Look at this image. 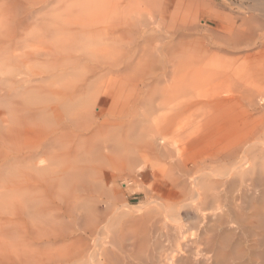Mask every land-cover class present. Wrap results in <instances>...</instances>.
I'll return each mask as SVG.
<instances>
[{"label":"bare ground","instance_id":"bare-ground-1","mask_svg":"<svg viewBox=\"0 0 264 264\" xmlns=\"http://www.w3.org/2000/svg\"><path fill=\"white\" fill-rule=\"evenodd\" d=\"M54 1L0 0V264H79V252L83 251L81 255L85 252L86 257L92 256L87 252L89 251L88 243L95 246L98 242L100 244L105 240L108 241L113 225L111 226L107 217L115 206L124 202V199L121 193L114 191L110 186L111 176L106 177L108 174L101 171L102 163L112 165L111 167L119 171L118 173L129 172L132 176L138 175L137 171H142L141 164H146V167L149 166L152 170V175L149 174V177L154 178L156 183L154 192L159 193L161 198L159 203H155L157 205L149 200L147 206L150 207L144 214L146 217L148 215L149 219L155 213L163 215V220L159 222H163L165 226L162 225L168 232L165 233L166 235L162 232L163 236L161 235L165 238H163L165 244L161 242L164 244H161L162 251L159 249L160 244L156 248V241L155 243L153 241L152 246L156 249L152 252L147 251L149 252L147 256H145L146 253H141L148 249L143 248L148 241L146 235L144 238L146 242H143L145 244L143 246L138 244L143 250L135 249L136 245L132 247L133 244H131L134 252L138 250L140 256L144 255L147 258L145 264H234L237 261L236 264L243 256L244 258L249 256L250 245H247L249 250H246L247 255H245L242 250L236 251V246L235 251H232L233 246L230 247L227 241L238 230L242 229V232L246 234L245 229L252 230L255 225L257 226L256 223L261 222L258 219H262L256 218L257 221L254 219L260 210L259 208L256 210L257 205L255 207L250 205L248 209L251 212L246 213L247 205L244 208L242 200L239 201L242 204L238 200L249 195L256 197L260 195L258 193L264 196V186L261 191L257 186L259 180L261 182L264 180V171L260 174L263 180L260 178L256 181L257 171L260 168L264 170V0H241L238 15L235 17L225 12L227 11L225 8L234 11L231 5L226 4L222 8L213 0H162V2L161 0H130V3L139 1L149 15L153 16L152 13L155 11L159 16L158 27H161L162 33L165 32L166 35H163V39L160 38L162 46L158 50L155 49L156 51L151 49V42L154 43L155 37L160 35L150 36L153 31L150 35L146 34L148 31L145 29L150 22L146 21V23L144 20L147 26L141 29L139 25H136L139 23L137 20L128 21L130 29L124 26L128 19L122 20L124 22L122 26L114 20L112 25L113 21L110 18L108 19L111 24L108 20V22H99L104 18H101L102 13L108 14L110 11L105 12L113 9L111 7L113 4L109 7L107 4L105 11L104 4L108 3V0L107 2L102 0L104 4L100 0H85V2L82 0L84 3H79V0H73V3L69 0L71 5L68 10L73 12L75 7L81 6L80 11L75 9L74 14H77L75 18H79L81 11L86 16L89 11V16L91 10L96 9L98 13H101L104 9L101 15L92 12L100 16H98L100 20L94 16L98 22L89 18H93L92 14L85 17L90 21H86L81 16L82 22L79 18V23L75 22L77 18L74 21L70 18H65L68 21L62 19L64 17L62 7L60 5L61 8L58 9L59 6L57 8ZM59 1H57L58 4H60ZM126 1L118 2L124 4ZM96 2L103 8L100 9L98 6L97 10ZM186 2L190 5L189 7ZM50 3L56 6V10L52 6L53 10L62 11L63 17L60 16L61 13L59 15L56 12L60 18L53 17L54 15L49 17L47 14L41 18H35L34 14L45 9ZM65 4L68 5L67 2ZM184 4H186L185 7ZM66 6L64 5L63 9ZM124 9L122 7V11ZM118 10L120 8L116 11ZM127 10H124L125 17L127 15L129 17ZM134 12L132 13L136 14ZM69 14L71 18L74 16L71 12ZM110 14L108 16L113 18ZM137 14H140V10ZM189 14L190 21L189 16L187 17ZM143 15L141 16L144 19L145 13ZM122 16L125 19L124 15ZM141 16L137 17L140 22ZM154 18L157 19V17ZM201 19L209 25L202 24ZM132 24H134L133 27H131ZM120 31L122 32L120 36L127 35L130 31L140 35L142 31L146 34L142 36L146 37L150 44L145 40L147 45L144 43L146 45L144 48L141 36V48L144 52L138 47L136 49H141V53L136 54L135 50L134 55L129 53L126 56L127 52H124L125 55H116L113 56V58L116 57L115 59H111V53L115 55L114 48H111L113 52H109L110 57L106 55L108 48L107 51L104 49L108 47L107 45H111L107 43L109 37ZM78 35L83 39L81 42L79 40L80 45L77 44L78 38H74ZM105 37L108 38L107 42L103 41ZM113 37L115 39V36ZM127 37L126 43L130 46L129 41L135 38ZM51 38L55 43L51 41ZM95 38H100L102 44L104 42L103 51L95 47L100 43H97L100 39L96 41ZM72 39L74 46L79 45L78 48H82L84 44V52L87 48L83 43L84 39L89 42L87 46L92 53L89 54L88 49L86 52L90 56H81L79 53L83 49H79V52L76 51L78 54H74L77 47L73 48V53H70L71 47L67 44L68 40ZM117 40L114 41L116 45ZM94 41H96L95 44ZM136 41L139 40L131 41V43ZM93 45L96 51L90 50ZM124 47L120 48L121 51L125 49ZM97 49L102 54L106 53L104 55L107 57L99 54ZM111 49L109 46V50ZM127 49L129 50V47ZM96 53L102 57H98ZM78 63L81 69L78 68L76 71L74 67V70L76 72L80 70L79 77L75 71L70 70L72 71L70 73L67 70L69 64L77 66ZM104 74L107 80L108 74L116 76L114 79L111 75L114 83L109 78L113 85L109 83L106 86V80H103L105 85L102 84L100 77ZM97 82L98 84L102 82L101 88ZM119 94L123 95L122 105L117 99V97L121 99ZM125 97L127 100L124 99ZM95 108H98L99 112H96ZM207 131H214L218 136L213 137L211 143H207L208 149L205 152L198 155L190 153L188 148ZM80 144H82L80 147L86 146L82 149H86L85 153L89 155L90 164H94L93 168L98 172L95 179L102 180L105 177L108 179L107 184L102 183L104 190L100 188L101 184L96 185L98 183L91 188L86 186L92 196L90 209L88 203H84V206L79 205V190H83L81 189L83 185L79 189L81 186L79 184L84 183L79 181L86 175H83L86 169L81 168L80 176H83L81 180L78 176H74L78 179L77 182L76 178L71 179L74 175L71 171L75 170L80 174ZM83 160L85 159H82V162ZM96 161H100V164ZM89 162L85 164L83 162V167H87L85 165ZM112 171L111 169L110 172ZM129 174H127L128 177ZM67 175L72 181V185L71 182L69 184L70 190L66 187L69 183H67L69 180ZM140 176L144 179L148 176V172H141ZM129 179L133 178L129 177ZM128 180L124 184L132 185ZM91 183L93 182L88 184L91 186ZM84 184H87L86 181ZM150 185L148 184L147 187ZM236 185H239V188L236 187L235 192L233 187ZM227 186L229 189L224 188ZM66 190L69 192L66 193ZM98 190L101 194L103 193L102 196L105 194V200L102 202L105 205V212L98 210L97 204L101 205V202L97 199L98 195L94 196L99 192ZM93 192L96 193L92 194ZM229 193L237 194L228 200ZM26 195H31L30 199L26 198ZM151 195L152 193H147L149 199ZM243 199L244 203L248 200V198ZM247 202L253 204V201ZM81 206L84 210L80 209L79 212ZM186 206H190L195 215L185 213L183 216L181 209ZM123 207L124 205L122 209ZM119 211L122 212V210ZM261 212L260 210L259 215H262L263 219L260 224H263L264 213ZM125 215L121 216L125 218ZM141 217L133 218V221L131 219L133 223L130 224H133L134 228H141L142 232L144 231L142 229L147 226L138 227L143 220V216ZM126 218L121 222L117 221L116 228L114 225V234L116 233V237L118 236L121 240L124 239L123 232L126 228L128 230L130 228ZM126 220L128 222H124ZM144 224L147 222H143L142 225ZM138 229L135 233L140 232ZM145 231L142 233L146 234ZM129 232L130 230L127 233ZM262 232H260L261 236L264 233ZM148 233L147 236L150 235ZM114 234L110 237H115ZM235 235L234 239L239 236V234ZM79 236L92 237L93 243ZM248 237L252 236L245 237L246 240H249ZM115 238L112 240L117 243ZM150 238L149 236L148 239ZM87 239L90 241L89 238ZM134 239L136 241L137 237L135 236ZM234 239L232 236L233 241ZM258 239L261 240L260 237ZM82 242L85 243L83 246L85 248L79 251V244L82 247ZM235 242L239 244L238 240ZM252 242L253 247L256 242L254 240ZM93 245H89L90 249ZM119 245L117 243V253L123 244ZM100 246H98L99 254L102 253ZM113 247L116 246L113 244ZM241 247L244 248V244ZM152 248L150 246L149 250ZM260 250L262 254H256L257 256H254L256 259L249 257L251 260V262L247 261L249 264H257L259 260L260 264H264V249ZM110 251H106L107 254ZM106 252L103 253L106 254ZM110 253L106 254L105 260L115 254ZM122 253L119 254L122 256ZM251 254L250 256L254 255ZM126 255L130 257L129 254L126 253ZM140 256L137 258L140 259ZM121 258L124 259V257ZM111 259L113 261V257ZM125 259L127 262L128 257ZM241 260L240 263H244V259ZM108 261L110 263L111 260ZM87 262L90 263V260ZM91 262H93L92 258ZM122 263L124 262H120Z\"/></svg>","mask_w":264,"mask_h":264},{"label":"rangeland","instance_id":"rangeland-1","mask_svg":"<svg viewBox=\"0 0 264 264\" xmlns=\"http://www.w3.org/2000/svg\"><path fill=\"white\" fill-rule=\"evenodd\" d=\"M55 1L57 2L58 0H55ZM55 1H54V2H55ZM60 1H61V2H60ZM60 1H59L60 4H58V2H57L58 5L56 4V2H55V3L52 2V3H54V4L57 6V8H58V6H59L58 9H60V8L62 7L61 10H62L63 13H64V17H63V15H62V14H63L62 11H61V10H59L60 12L55 11V10H56V9H55L56 6L53 5L52 3H50V5L47 6L45 9L43 8V9H41V11H40L39 13H35V14H34L35 18H37V17H38V18H41V16H42V17L44 16V14H45V15H46V14L49 15V17H51V15H54L53 17H56V16H59L60 13H61L60 16L63 17L62 19H64L65 21H68V20H67L68 18L72 19L73 21L77 18V20H75V22H78V20H79V18H80V19H81V22H82V17H81V16H83V18L86 20L85 17L88 16V12H89V11L87 12V16L84 15V14H82V11H81L80 16L78 15L79 18H78V17L75 18V15H77V14H74V11H75L76 8H77L76 10H79V11H80L81 6L79 5L78 7H75L74 9H73V8H70L71 10H72V9L74 10V11L72 12V11L68 10V8H69L70 5H71V3H70L69 0H68L69 2H68L67 0H63V1L60 0ZM83 1L85 2V0H83ZM83 1H82V0H79V3H80V2L84 3ZM100 1L102 2V4H104V2H107V0H105V1L103 0L104 2H103L102 0H100ZM100 1H99V2H100ZM118 1H119V0H115V1H114V0H112V1H111V0H110V1L108 0V3H105V4H104V6H105L104 9H105V11H106V7H107L106 5H107V4H108V7H109L110 5L113 4V6H111V7H113V9H114V10H113V9L111 8V9L113 10V13H112V10H111V9H109V10H107V11L105 12V13H107L108 11H110V12H108V14L111 13L112 15L110 14V16H113V18H112V17H109L108 14H104V13H102L104 9H102V8H103L102 6H101L102 8L99 6L100 3H98V2H96L97 5H96L95 7L97 8V10H98L99 7H100V9H102V12H101V13H102V16H101V18H102V17H104V18H102V19L100 20V18H99L100 16H99V15H101V13L99 12V13H100V14H99L98 11H96V9H94V8H93V9H94L95 11H94V10H93V11L91 10V12H90L89 14L92 15L94 12H96V13H98L99 15L97 14V16H96V14H95V15L93 14V15H92L93 18H92V17H89L90 15H89L88 17H89L90 19H92L93 21H96V22H98V20H97V18H96V17H98V16H99L98 18H99V20H100L99 22H104V21H105V22H108V21H109L108 18H110V20L112 19L111 21L114 20L117 24L120 23V24H121L120 26H122V25H123L122 23H124V22H122V20L125 21L126 19H128V20L125 21V22H127V23H124V26H125V27H128V28H129V26H130V25H129L130 22H129V24H128V21H129L130 19H131V21H133V22H135V21L137 20V21L141 24V26H140V24L136 22V23H137L136 25H137V26L139 25V28H140V29H141L142 27L146 28L147 25L145 26V23L143 22V21L145 20V22H146V21H147V22H150V23H148V24H149V25H148V28H149V29H148V28L145 29V30L148 31L149 34H148V33H146V34H147V35H150L151 31H153L154 33L152 32L150 36H155V35H158V36L160 35V36H159V37H157V36L155 37L157 40L155 39V40H154V43L151 42V43L153 44V46H152V44H151V47H152V48H151V47L149 46L150 42L147 41L146 37H145V38L143 37V36H145L146 34H144L142 31H141L140 35H139L138 33H136V32L130 31V32L127 33L128 37H127L126 34L123 35V36H120V35H122V34H121L122 32L120 31L119 33H115V35L113 34V36H115V39H114V37L111 35V37H109L110 39L108 40L109 42H107V39H108V38L105 37L106 40H105V38H104L103 41H106L107 43L111 44V45H107V43H106V45H107L108 47H106V49H104V50L107 51V48H108V51H107L108 54H106V53H104V54H106L107 56H109V55H110L109 52H110V53H111V51L113 52V50H112L113 48H114V50H115V53H114L115 55H113V53H111V54H112V55H110V56H112L111 59H115L116 57L113 58V56H116V55H121V54H124V55H125L124 52H127V53H126V56H127V54H129V53H130L129 55H134V54H135L134 52H135V50H136V54H138L139 52L141 53V49H142V51L144 52L143 48H141V47L144 45V48H145V46L147 45V42L149 43V44H148L149 49L151 48L152 50H155V49L158 50V48H160V47L162 46V43H160L161 41H159V40H160V38L163 39V38H164L163 35H164V34L166 35V33H165V32L162 33V30H161L162 28H161V27H158V24H159V18H158V17H159V16L156 15L155 11H153V13H152V11H151V13H152V15H153V16H151V15H149V13L147 12V10H145V9L143 8V5H142L141 3H139V1H136V2H132V3H130V0H129V2H128V0H127L126 2H124V4H123V3L120 4ZM213 1H214L218 6H221L222 8H223V6H225L226 4L231 5V8H233L234 11L231 10V9L228 10L227 8L224 7V8L227 10V11H225V12H226L227 14H229V15H230V14H231V15L233 14L232 17H235V16L238 15L237 11H238V9H239V7H240L239 5H240V3H241V0H213ZM63 2H64V3H63ZM66 2L68 3V5L65 4ZM71 2H73V0H72ZM109 2H112V3L109 4ZM160 2H162V0H161ZM232 2H233V3H232ZM62 3H63V4H62ZM69 3H70V4H69ZM73 3H74V2H73ZM118 3H119L120 5H119ZM234 3H235V4H234ZM186 4L188 5L187 2H186ZM186 4H184V7L186 6ZM237 4H238V5H237ZM60 5H61V7H60ZM64 5H65V6L67 5L68 7L66 6L65 9H63V8H64V7H63ZM118 5H119V6H118ZM52 6L54 7L55 10L52 9ZM98 6H99V7H98ZM117 6H118V7H117ZM121 6L123 7V9H124V7H126L124 10H127V8L129 7V8H128L129 10H127V14H128V12H129V17H128V15H127L128 18L125 17V15H126L125 12H126V11H124V10L122 11V7H121ZM189 6H190V5H188V7H189ZM79 7H80V8H79ZM116 7H117V8H120V10H118V11H120V13H119L118 11H116V10H117ZM131 7H132V8H131ZM137 7H138V8H137ZM140 7H141V9H140ZM184 7H183V8H184ZM50 8L52 9L51 11L48 10V9H50ZM66 8H67V9H66ZM130 8H131V10H130ZM58 9H57V10H58ZM100 9H99V10H100ZM43 10H44L46 13H45ZM47 10L50 12V14H49V12L47 13ZM138 10H140V14H141V12H142L141 15H143V14L145 13V17H144V19H143V17H142L140 14H137ZM141 10H142V11H141ZM144 10H145V11H144ZM187 10H188V8H187ZM79 11H76V12L78 13ZM100 11H101V10H100ZM130 11H131V12H130ZM134 11H135V12H134ZM136 11H137V12H136ZM183 11H185V13H186L185 8L183 9ZM42 12H43V13H42ZM52 12H53V13L55 12V13L52 14ZM56 12H57L59 15H58ZM69 12H71L72 15H74V16H72V18L70 17ZM76 12H75V13H76ZM92 12H93V13H92ZM115 12H116V13H115ZM121 12H122V14H121ZM132 12L136 13L137 15H136V14H133ZM149 12H150V11H149ZM79 13H80V12H79ZM118 13L120 14V16H119ZM124 13H125V14H124ZM130 13H132V14L130 15ZM154 13H155V14H154ZM187 13H188V12H187ZM234 13H235V15H234ZM55 14H56V15H55ZM85 14H86V13H85ZM183 14H184V13H183ZM67 15H69V17H67ZM105 15H106V16H105ZM122 15H124L125 19L123 18ZM135 15H136L137 17H140V16H141V18H140L141 22L139 21V19H138L137 17L135 18ZM146 15H149V16H146ZM231 15H230V16H231ZM60 16H59V18H60ZM94 16H96V17H94ZM107 16H108V17H107ZM121 16H122V17H121ZM132 16H134V17H133L134 19H132ZM143 16H144V15H143ZM183 16L185 17L186 14L183 15ZM188 16H189V17H188ZM53 17H52V18H53ZM73 17H74V19H73ZM106 17H107V18H106ZM120 17H121L122 19H121ZM154 17H157L158 20H157L156 18H154ZM187 17H188V20L190 21V20H191V18H190V14L187 15ZM65 18H67V19H65ZM62 19H61V20H62ZM84 19H83V21H85ZM87 19H88V18H87ZM103 19H105V20H103ZM49 20H50V18H49ZM64 20H62V21H64ZM72 20H69V21H72ZM92 20H91V21H92ZM107 20H108V21H107ZM119 20H121V22H120ZM151 20H152V21H151ZM86 21H90V20L88 19V20H86ZM114 21L112 22V25H114ZM79 22H80V21H79ZM79 22H78V23H79ZM118 22H119V23H118ZM133 22H131V23H133ZM147 22H146V23H147ZM203 22H204V23H203ZM109 23L111 24L110 21H109ZM109 23H105V24H109ZM116 23H115V24H116ZM142 23H143V24H142ZM157 23H158V24H157ZM201 23L204 24L205 26H208V25H209V24H206L205 21L202 20V19H201ZM117 24H116V26H117ZM125 24H127L128 26H126ZM142 25H143V26H142ZM118 26H119V25H118ZM133 26H134V24L131 25V27H133ZM144 28H143V29H144ZM129 29H130V28H129ZM167 29H168V27H167ZM155 31H159V32H155ZM160 31H161V32H160ZM163 31H164V29H163ZM144 32H145V31H144ZM132 33L134 34V36H133ZM159 33H160V34H159ZM118 34H119V36H118ZM135 34H136V36H135ZM137 34L139 35V38H137V37H138ZM152 34H154V35H152ZM161 34H162V36H161ZM116 35H117V36H116ZM130 35H131L132 37H134L135 39H133ZM142 35H143V36H142ZM125 36H126L127 38H129V39H133V40H131V41H134V40H139V41H136V43H135V42H132V43H131V41H129V42H130V46H131V47H130V46L128 45L129 43H128V44L126 43L128 39H126ZM141 36L143 37V38H142V39H143V40H142L143 43H142V41H140V40H141V38H140ZM112 37H113V39H114L115 42H116V40L118 39V40H117V45L119 44L118 46L114 43V41L112 40ZM117 37H118V38H117ZM74 38H78V43H77V44H79V40H80V42H81V40H83V39H81V37L79 38V35H78V37L75 36ZM74 38H73V39H74ZM119 38H120V39H119ZM136 38H137V39H136ZM73 39H72V40H68L69 43H68V44L66 43V44H67V45L70 44V47H71V48H70V51H69L70 53H73V52H74V51H73V48L75 49V48L77 47L76 50H75V52H74V54H76V53L78 54V52L80 51L79 49H83V48H84V47H83L84 44L82 45V48H81V47L78 48L79 45H80L81 43H80L78 46H77V44L75 43L76 45L74 46ZM98 39H100V38H97V39L95 38L96 41H97ZM102 39H103V38H102ZM123 39H124L125 41H124ZM53 40H55V39H53ZM76 40H77V39H76ZM121 40H123V41H121ZM145 40H146L147 42H146ZM51 41H52V38H51ZM57 41H58V40H57ZM84 41H85V42H83V41H82V42L85 43V46L87 47V48L85 47V48H86L85 50L87 51V49H88V51H89V48H88V46H87L89 42H87L85 39H84ZM96 41H94V44L96 43ZM111 41H112V42H111ZM155 41H156V42H155ZM157 41H159V42H157ZM52 42H54V41H52ZM72 42H73V43H72ZM75 42H77V41H75ZM99 42H100V43H99ZM110 42H111V43H110ZM118 42H119V43H118ZM123 42H125L126 44H125V43L123 44ZM139 42H140V43H139ZM54 43H55V42H54ZM86 43H87V44H86ZM97 43H99V44H97L98 46L95 45V47H98V49L102 50V48L105 47V46L103 45L104 42H103V44H102L101 39H100ZM112 43H113V45H112ZM120 43H121V44H120ZM141 43H142V46H141ZM144 43H146V45H145ZM156 43H158L159 45L156 44ZM66 44H65V45H66ZM100 44H101V45H100ZM122 44H123V45H122ZM132 44H133L134 46H132ZM136 44H138V45H136ZM154 44H155V45H154ZM72 45H73V46H72ZM120 45H122V46H120ZM127 45H128V47H129V50L127 49V48H128ZM139 45H140V46H139ZM157 45H158V46H157ZM101 46H102V47H101ZM109 46H110V49L112 48L111 50H109ZM124 46H126V47H124ZM136 46H137V47H136ZM155 46H157V47L155 48ZM95 47H94V45H93L92 47H90V50H92V51H96V50H94V49H96ZM116 47H119V48H116ZM123 47H124L125 49H122V51H121L120 48H123ZM134 47H135V48H134ZM138 47L141 48V49L137 50ZM153 47H154V48H153ZM91 48H93V49H91ZM133 48H134V49H133ZM136 48H137V49H136ZM71 49H72V52H71ZM98 49H97V50H98ZM132 49H133L134 51H132ZM146 49H147V48H146ZM78 50H79V51H78ZM100 50H98V52H100ZM117 50H118V52H117ZM130 50H131V51H130ZM76 51H78V52H76ZM86 51L84 52V49H83L82 51H80L79 54H80L81 56H83V55H88V54H87L88 52H86ZM102 51H103V50H102ZM128 51H129V52H128ZM137 51H138V52H137ZM155 51H156V50H155ZM89 52H90V51H89ZM121 52H122V53H121ZM132 52H133V54H132ZM143 52H142V53H143ZM81 53H83V54H81ZM85 53H86V54H85ZM91 53H92V52H90L89 54H91ZM116 53H118V54H116ZM119 53H120V54H119ZM93 54H94V52H93ZM96 54L98 55V57H102V56H99V54L104 55V54H102L101 52H100L99 54H98V53H96ZM106 55H104V56L107 57ZM88 56H90V55H88ZM88 56H85V57H88ZM104 56H103V57H104ZM110 56H109V57H110ZM69 65H70L69 67H71V68H69L68 66H66V67L69 68V69L67 68V70H69V71L72 70V71L74 72L75 70L77 71L78 68L81 69L79 63L77 64V66H76V65L73 66V65H71V64H69ZM74 67H76L75 70H74ZM72 71H70V73H71ZM76 71H75V73L78 74L77 77H79L80 70H78L79 73L76 72ZM102 74H103V73H102ZM111 75L113 76L114 79H116V78H115L116 76L113 75V74H108V75L106 76V77L108 78V80L104 78L105 74L102 75V76H103V79H102V76L100 77L101 79H100V78H99V79H100V81L106 80V81H105V82H106V83H105L106 86H108L107 84H109V83H110V85H113V83H114L115 81L113 80V78L111 77ZM109 78L112 79V82H113V81H114V82L111 83V80H109ZM69 79H70V78H69ZM99 79H98V81H99ZM107 81H109V82H107ZM98 83H99V82H97V84H98ZM101 83H102V82H101ZM101 83H100V84H101ZM97 84H96V85H97ZM100 84H98V86H99ZM102 84H104V81H103ZM102 84H101V85H102ZM105 84H104V85H105ZM101 85H100V88H101ZM104 85H103V88H104ZM96 88H97V87H96ZM96 88H95V89H96ZM97 89H99V87H98ZM123 94H124V93H123ZM121 95H122V94H121ZM124 96H126V95L124 94ZM119 97H121L122 100H121L120 98H118V97H117V99L119 100V104L122 105V104H123V95L120 96V94H119ZM124 99L127 100L126 97H125ZM124 103H125V102H124ZM95 111H96V112H97V111L99 112L98 108H95ZM80 122H81V121H80ZM217 136H218V135H217L216 133H214V131H212V132H210V131L205 132L203 135H201V136L199 137V139L196 141V143H193V144L188 148V151H189L190 153H192V154H196V155L205 152V150L208 149V145H207V143H209V142L211 143L212 140H213L214 138H216ZM213 137H214V138H213ZM131 141H132V140H131ZM81 145H82V144H80L79 147H80ZM82 147H86V146L83 145ZM82 147L79 148V158H80V161H81L79 164L82 165V166L79 165V169H80L79 172H80V174L78 173V171H75V170L71 171V173L74 174V175L71 176V177H72V178H71L72 180H74V179L76 178V177L74 178V176H78V179L81 180V179L83 178V176H80V175H82V170H81V168H82L83 170H84V168L86 169V171L83 172V173H84L83 175L86 174V175L84 176L85 179L83 178L84 181H83V179H82L81 181H79V182H84V183H85V181H86V183H87L86 185H85L84 183H83V184H82V183L79 184V185H81V186H79V189L82 187V185H83V187H82L81 189H83V190L85 189L84 191H83V190H82V191L79 190V195H80V197H79V198H80V200H79V203H80V204H79V205H83L84 203H85V204L88 203L87 205H88V207H89V209H90V208H91V205H92V204H91L92 196H91V193L89 192L90 190H89L87 187H90V188H91V187L94 186L96 183H98V184H96V185H97V186H100V184H101L100 188L103 189V187H102V183L107 184L108 179H107L106 177H110V176H111V179H110V180H111V183H112V184L110 183V186H112V189H113L114 191L121 193V195L123 196L122 198L124 199V200H123L124 202H121L119 206H115V208L112 210V213L110 212V215L108 216L109 218L107 217V220L109 219L108 222L110 221L111 226L113 225V226H112V229L110 228V229H111V232H109V238L107 239L108 241H109V239H111V240L109 241V244H108V241H106V240H105L103 243H100V244H99V242H98V243H97L98 245H95V246H94L93 244L88 243L89 245H93V246H91V247L93 248V250H91L92 248L90 249V246L88 245V247H89V251H87V252H88L89 255H92L91 257H90V256H87V257H86V255H84V254H86L85 252H84V254L81 255V253L83 252L82 250L85 248V247L83 248V246L85 245V243L82 242V247H81V245L79 244V246L81 247V248L79 247V251H82L81 253L79 252V255H80V256H79V264H83V263H84V264H110V263H111V264H114L116 261H117L119 264H120V262H124L125 264H126V263H127V264H128V263H129V264H145V261L147 260V258H145L143 254L146 253L145 256H147V253H149L150 251L152 252V250H155L156 248H158V244H160V245H159V249L162 248V245H161V244H163V243L165 244V241L163 242V238H164V237H161L162 232H164V234H165L166 232H168L167 228L164 227L165 225L163 224V222H161V221H160L161 223L159 222V220H163V217H164L163 215H160V213H155L154 216H152V217L149 219L148 215H147V217H146L145 214H144V212L150 207V206H147L148 203H149V200H150V201H153L154 205H157V204H155V203H157V202L159 203L160 198H161L160 195H159V193L156 194V193L154 192L155 184H156L154 178H153L152 176L149 177V174L152 175V170L149 168V166H148V168H147V167H146V166H147L146 164H141V167H140V168L142 169V171H137V174H138L139 176H138V175H135V174H133V176H132L131 173L129 174V172H123L124 174H122V173H118L119 171H118V172L115 171V169L112 168V167H113L112 165H111V166H112V167H111L110 165H107V164H105V163H102V164L104 165V168H102V167H103V165H102V166H101V171L103 170L102 172H103V173H106V174H108V175H107L105 178H103L104 180H103V179H102V180H99L98 178L95 179V177L97 176L98 172L96 171L95 168H93L94 164H92V165L90 164V162H89V155H86V153H85V152H86V149H85V148L82 149ZM209 148H210V146H209ZM81 151H84V152H81ZM82 159H85V160H83L84 164H85V162L87 163V161L89 162V164H86V165H85V166L89 167V169H88L87 167H83L84 164H83V162H82ZM96 162H97L98 164H100V163H99L100 161H96ZM97 163H95V164H97ZM77 166H78V165H77ZM77 166H76V167H77ZM80 166H81V167H80ZM90 167H91L92 169H90ZM108 168H109L110 170H109ZM93 169H94V170H93ZM104 169H105V172H104ZM111 169L114 171V172L112 171L114 174H112V172H110ZM141 169H137V170H141ZM146 169H148V170H146ZM258 169H259V168H258ZM258 169H257V170H258ZM88 170H90V171H88ZM91 170H92V171H91ZM106 171H107V172H106ZM263 171H264L263 168H260V170L257 171L256 178H257V176H258V178H257L256 181H258V179H260V178H261V179L263 178V177L260 176L261 172H263ZM88 172H89V173H88ZM108 172H109V173H108ZM141 172H146V173L148 172V176L144 177V179H143L142 176H140V173H141ZM110 173H111V175H110ZM126 173L129 174V177H130V178H133L132 180L135 181L136 183L133 182L131 179H129V177H128V175H127ZM258 173H259V174H258ZM120 174H122V175H120ZM70 175H71V174H70ZM118 175H119V177H118ZM125 176H127V177H125ZM81 177H82V178H81ZM86 177H87L88 179H87ZM117 177H118V179H117ZM148 177H149V178H148ZM67 178H69V180L67 179V180H68L67 183H68V182H69V183H68V185H67L66 187H67V189L70 190V188H69V184H70V182H71V185H72V181H70V176L67 175ZM112 178H113V179H112ZM123 178H124V179H123ZM127 178H128L129 180H128ZM134 178H135V179H136V178H137V179L139 178V179H138L139 181H138L137 179H136V180H137V181H136ZM78 179L76 178L75 181L78 180ZM146 179H148V181H147ZM151 179H152V180H151ZM126 180L130 181V183H132V185L124 184V183H127ZM262 180H263V179H262ZM95 181H97V182H95ZM117 181H118V183H117ZM125 181H126V182H125ZM131 181H132V182H131ZM263 181H264V180H263ZM263 181L261 182V180H259V183L256 182V184L258 183L257 186L260 188L259 191H261L262 188H263V186H264ZM76 182H77V181H76ZM76 182H75V183H76ZM90 182H93V183L95 182V183H94V184L91 183L92 185L90 186V184H88V183H90ZM99 182H101V183H99ZM115 182H116V183H115ZM144 182H145V183H144ZM73 183H74V181H73ZM260 183H261L262 185H261ZM148 184H149V185L152 184V186L150 185L149 187H147ZM71 185H70V186H71ZM121 185H122V186H121ZM143 185H144V186H143ZM260 185H261V187H260ZM86 186H87V187H86ZM84 187H85V188H84ZM115 187H116V188H115ZM151 187H152V188H151ZM236 187H237V189H238V188H239V185H238V186L236 185L235 187H233V188H234L233 190H235V192H236V190H237ZM117 188H118V189H117ZM224 188L229 189V186L224 187ZM135 189H136V190H135ZM138 189H139V190H138ZM150 189H151V190H150ZM86 190H88V191H86ZM99 190H100V189H99ZM99 190H98V191H99ZM103 190H104V189H103ZM133 190H134V191H133ZM233 190H232V191H233ZM66 191H67L66 193L69 192L68 190H66ZM142 191H143V192H142ZM81 192H82V193H81ZM86 192H87V193H86ZM149 192L152 193L150 199L148 198L149 195L147 196V193H149ZM233 192H234V191H233ZM83 193H85V194H83ZM95 193H96V192H93L92 194H95ZM98 193H99L100 195H99ZM82 194H83L84 196H86L85 199H84V196H82ZM89 194H90V195H89ZM229 194H230V193H229ZM229 194L227 195V199H228V200L231 199V197H233L235 193H233V195H232V194L229 195ZM236 194H237V193H236ZM236 194H235V196H236ZM258 194H260V195H257L256 197H252V196L250 197V195H249L248 197H243V198H245V200H247V198H248L247 201H253V204H252L251 202H247V201L244 203V201H243L244 199H243V198H241V199L239 198L238 202H239L240 200H242L241 202H242L243 204H242L241 202H239V203H241L242 206H243L244 208L247 207V208L245 209L246 211L244 210L246 213H250V212H251V211L249 212V209H248V208L251 207L252 205H253L254 207L257 205V206H256V207H257L256 210L259 208V209L264 213V209H263V207H264V196H263L262 193H258ZM97 195H98V196H97ZM102 195H103V193L101 194V191H99V192H97V194L94 195V196H95V197L97 196V199L100 200V202H101V203H100L101 205H99V203L97 204V206H98V210L100 209V212H101V210H102V212H105V211H106V209H105V205H103V203H102V202L105 200V194H104V196H102ZM101 196H102V197H101ZM27 197L29 198V197H31V195H26V198H27ZM82 197H83V200H82ZM88 197H90V198H88ZM98 197H100L101 199L98 198ZM102 198H103V199H102ZM253 198H254V199H253ZM255 198H256V199L258 198V199L255 200ZM29 199H30V198H29ZM88 199H90L89 202H88ZM249 199H252V200H249ZM81 200H82L83 203L81 202ZM85 201H86V202H85ZM254 201H256V202L254 203ZM89 203H90V205H89ZM122 203H123V204H122ZM244 204H245V205H244ZM248 204H249V205H248ZM87 205H85V206H87ZM123 205H124V207H123V209H122V206H123ZM246 205H247V206H246ZM250 205H251V206H250ZM261 205H262V206H261ZM83 206H84V205H83ZM83 206H81V207L79 208V212H80V209H81V210H84V209H82ZM120 206H121V207H120ZM245 206H246V207H245ZM258 206H259V207H258ZM117 207L119 208V210H122V212H124V211H125V212H124L123 214H121L122 212L119 211ZM261 207H262V208H261ZM104 209H105V210H104ZM115 209H116V210H115ZM260 210H259V211H260ZM113 211H114V212H113ZM115 211H116L117 213H116ZM259 211H258V213H257V216L254 218L255 220H256V218H262V219H263L262 215H259V214H260ZM119 212H120V214H119ZM126 212H127V213H126ZM128 212H129V213H128ZM130 212H131V214H130ZM256 212H257V211H256ZM262 212H261V213H262ZM114 213H116V214H115V215H116V219H115V215H114ZM181 213H182L183 216H185V215H184L185 213L195 215V214H194L195 212L192 210V208H191L190 206H188V207L186 206L185 208H182V209H181ZM117 214H118V215H117ZM124 214H126V215H125V218H126L127 215H128V217H127L126 219L129 221V224H127V223H126V224H127V225H130L129 230H130V232H131V231H134L133 233L138 232V231H137L138 228H134V227H133L134 225H133V224H130V223H133V222H131V221H133L134 219H140L139 217L143 216V220L146 219V221H145V220H144V221L142 220V222L139 224L138 227H144V226H147L146 228H144V229H142V230L145 231V229H146L147 231H145V232H147V233L149 232L148 235L150 234L149 236H150L151 238L148 239L149 236H147V233H146V234H145V233H142V232H144V231L141 232V228H139L140 230L138 229V230L141 232V233L139 232L141 235H139V233H135V234H133V233L131 234L130 232L127 233L129 230H128V228H126V231H127V232H126V231H125V232H126L127 234H126L125 232H123V237H124V239L126 238V240H127V238L129 239V237H130L131 240L129 239V240L126 241V240H124L123 238H122L123 240H121V238H119L118 236L116 237L117 234L115 233V234H116V235H115V234H114V231H113V230H115V229H114V225H115V228H116V227H117L116 225H118V224H117V223H118L117 221H120V222H121L122 219L125 220V218L121 216V215L124 216ZM143 214H144V215H143ZM113 215H114V218H113ZM263 215H264V214H263ZM118 216H119V217H118ZM130 216H131V217H130ZM162 216H163V217H162ZM258 216H260V217H258ZM120 217H121V218H120ZM161 217H162V219H161ZM190 217H192V216H190ZM111 218H112V219H111ZM128 218H130V219H128ZM133 218H134V219H133ZM110 219H111L112 221H111ZM131 219H132V220H131ZM141 219H142V217H141ZM148 219H149V220H148ZM262 219H261V220L258 219V221H261V222H262ZM127 220L124 221V222H128ZM130 220H131V221H130ZM147 220H148V221H147ZM150 220H152V221H150ZM114 221H115V222H114ZM256 221H257V220H256ZM113 222H114V223H113ZM116 222H117V223H116ZM143 222H144V223L147 222V224L142 225ZM149 222H150V223H149ZM153 222H154V223H153ZM261 222H260V223H261ZM115 223H116V224H115ZM260 223H259V222L256 223L257 226L255 225L256 227L254 226V227L252 228V230H250L249 228L245 229L246 231L243 230V231H245L246 234H244V232H242V229H241V230H238L239 232L236 231L235 234H236V235L239 234L238 237H240L242 240H241L240 238H238V237L234 234V235L237 237V239H236V237H235V239H234V235H232L234 241L232 240V236H231L230 238H228V241H229V239H230V241H229L230 244H229V242L227 241V238H226L227 244H228L230 247L233 246V248H231L232 251H235V249L237 248L236 251H237V250H242L243 253H245V255H247L246 250L248 251V250H249L248 248L250 247V250L248 251V252H249V253H248L249 256H245L246 259L244 258V256H243V258H240V259H242V260L244 259V263L246 262V264L248 263L247 261L251 262L250 258L253 257V259H254V258H255L254 256H255L256 254H257V255H258V253H259V255H260V253L262 254V252H261L260 249H264V247H263V246H264V243H262V242H264V240H263V239H264V238H263V237H264V235H263V234H264V233H263V232H264V229L262 230V228H261V227L264 228V226H263L264 223H263V224H260ZM150 224H151V225H150ZM162 224H163L164 226H163ZM258 224H259V225H258ZM155 225H156V226H155ZM261 225H262V226H261ZM258 226H261V227H259V228H261L260 231H259ZM128 227H129V226H128ZM132 227H133V228H132ZM163 228H164V229H163ZM131 229H132V230H131ZM133 229H134V230H133ZM135 229H136V230H135ZM161 229H162L163 231H161ZM253 229H254V230H258V231H254ZM148 230H149V231H148ZM150 230H151V231H150ZM249 230H250V232H249ZM240 231H241V232H240ZM252 231H253V232H252ZM262 231H263V232H262ZM237 232H238V233H237ZM248 232H249V233H248ZM255 232H256V233H255ZM260 232L263 233L262 236H261V233H260ZM241 233H243L245 236H244L243 234H242V236H241ZM250 233H255V234L252 235V234H250ZM257 233H259L260 235L258 236ZM112 234H114L115 237L118 238V239H116L115 237L111 238V237H112ZM128 234H130V235H128ZM136 234H137V235H136ZM143 234H144V235H143ZM166 234H167V233H166ZM166 234H165V235H166ZM227 234H229V233H227ZM256 234H257V235H256ZM110 235H111V237H110ZM114 235H113V236H114ZM124 235H125V236H124ZM145 235H146V237H147L146 240H148L147 242H146V240L144 239V238H146ZM152 235H155V236L152 237ZM159 235H160V237H159ZM250 235H251L252 237H254V238H255L256 236H258V238L260 237L261 240H259L257 237H256L255 239H253L252 237H248L249 240H246L245 237L250 236ZM254 235H256V236H254ZM103 236H104V235H103ZM103 236H102V238H104ZM131 236H132V237H131ZM135 236L137 237L136 241H135V239H134ZM139 236H140V237H139ZM162 236H163V235H162ZM82 237L84 238L85 236H81V237L79 236V238H82ZM158 237H159V238H158ZM228 237H229V236H228ZM242 237L244 238V240H245L246 242L248 241L247 244H245L246 242H244V240H243ZM87 238H89L90 241H89ZM96 238H97V237H96ZM98 238H99V237H98ZM114 238H115V240H117L118 245H119V243L122 242L119 246H121V245L123 244V245H122V248H119V249H118V253H117V250H116V249H117V243H115L116 241L114 242V241L112 240V239H114ZM140 238H141V239H140ZM160 238L162 239V241H161ZM250 238H252V239L254 240V242L257 243V245H255L256 243H254V246H253V247H255V246H257V247H255V248L252 247V245H253V242H252V241H253V240L250 239ZM85 239H86L88 242L93 243V242H92V240H93L92 237L90 238V237H87V236H86ZM164 239H165V238H164ZM98 240H99V239H98ZM140 240H141V241H140ZM159 240H160V241H159ZM231 240H232V242H231ZM235 240H238V243L240 244V245L238 244L239 246L237 245V243H236L237 241L235 242ZM250 240H251V242H250ZM262 240H263V241H262ZM123 241H124V242H123ZM149 241H150V242H149ZM153 241H154V243H155V241H156V243H155V246L157 245L156 248H155L154 246H152V245H154ZM157 241H158L159 243H157ZM240 241H242V242H244V243L241 242V243H242V245H241ZM261 241H262V242H261ZM106 242H107V243H106ZM111 242L116 246L115 248L113 247V244H112ZM127 242H129L130 244L127 243ZM134 242H136V243L134 244ZM143 242H146V244L143 243ZM161 242H163V243H161ZM79 243H80V242H79ZM110 243L112 244V246H111ZM124 243H125V245H124ZM147 243H148V244H147ZM149 243H150V244H149ZM151 243H152V244H151ZM225 243H226V242H225ZM232 243H233V244H232ZM234 243H235V244H234ZM248 243H250V244H248ZM105 244H106V245H105ZM126 244L128 245V247H127ZM131 244H133L132 247H133L134 245H136V246H134V248H135V249H138V250H143V249H142V246L145 244L146 246H143V248L146 247V248H144V250L147 249V248H148V249L146 250V252H145V251H144V252L141 251V253H143V254H141V255H143V256H140V254H138V250H136L137 253H136V251L134 252V249L131 247ZM138 244H140V245H142V246H139ZM164 244H163V245H164ZM166 244H167V242H166ZM243 244H244V248L241 247V246H243ZM99 245H101L99 249L102 248V249H101L102 251L100 250L102 253H103L104 251L106 252V251H108V250H111L110 252H112V254L115 253L114 256L117 258V260L115 261V257H114V256H111V258L113 257V261H115L114 263H113L112 259H111L109 256H108V257H109L108 260H111L110 263H109L108 260H105V258L107 257V255H109L110 252H108V254H107V252H106L107 255H106L105 253H103V254L100 253V254H99V252H98V246H99ZM107 245H109V246H107ZM247 245H248V246L250 245V246L248 247ZM147 246H148V247H147ZM150 246L153 247L154 249L152 248V249L149 250ZM160 246H161V247H160ZM193 246H194V245H193ZM235 246H236V248H235ZM245 246H246L247 249L245 248ZM95 247H96L97 249H96ZM109 247H110V248H109ZM130 247L132 248L133 251H131ZM139 247H140V248H139ZM239 247H240L241 249H240ZM258 247H259V249H258ZM260 247H261V248H260ZM262 247H263V248H262ZM82 248H83V249H82ZM126 248H128V249H130V250H128V249H126ZM238 248H239V249H238ZM242 248H243V249H242ZM252 248H253V250H251ZM81 249H82V250H81ZM94 249H96V250H94ZM106 249H108V250H106ZM113 249H114V250H113ZM159 249H157V251H160V250L162 251L163 248L160 249V250H159ZM233 249H234V250H233ZM244 249H245V250H244ZM120 250H121L123 253H122ZM254 250H255V251H254ZM256 250H257V251H256ZM90 251H92L93 254L90 253ZM93 251H95V252H93ZM114 251H115V252H114ZM147 251H149V252H147ZM244 251H245V252H244ZM253 251H254V252H253ZM262 251H263V250H262ZM97 252H98V254H96ZM124 252H126L127 254H129L130 257H132V259H131L128 255H126V253L124 254ZM130 252H131V253L134 252V254H133V253L131 254ZM251 252H253L252 254H254V255H252ZM119 253H122L123 255L121 256ZM139 253H140V252H139ZM232 253H233V252H232ZM101 254L104 256V258H102ZM110 254H111V253H110ZM116 254H117V256H116ZM135 254H137L138 256H140V257H139L140 259H138V258H137L138 256H136ZM233 254H234V253H233ZM250 254H251L252 256H250ZM83 255L85 256V258L82 259V257H84ZM93 255H95V257H93ZM98 255H99V256H98ZM118 255H120V258H121V257H124V259H125L126 257H128L127 262H126V259L124 260L123 258H121V261H120V258H118V257H119ZM124 255H126V256H124ZM133 255L135 256V258H134ZM148 255H149V254H148ZM257 255H256V256H257ZM96 256H97V257H96ZM142 257H144V258H142ZM249 257H250V258H249ZM88 258H89V259H88ZM91 258H92V261H93V262H91ZM141 258H142V259H145V260L142 261ZM248 258H249V259H248ZM84 259H85L86 261H85ZM118 259H119V260H118ZM122 259H123V260H122ZM129 259H130V260H129ZM133 259H134V260H133ZM137 259L139 260L138 263H137V261H136ZM240 259L238 260L239 263H236V264H244V263H240ZM255 259H256V258H255ZM87 260H88V261L90 260V263L87 262ZM242 260H241V261H242ZM131 261H132V263H131ZM140 261H141V263H139ZM259 261H260V260H259ZM259 261H258L257 264H260ZM99 262H100V263H99ZM117 262H116L115 264H117ZM142 262H144V263H142ZM235 262H237V261H235ZM235 262H234V264H235ZM252 262H253V261H252ZM260 262H261V261H260ZM124 263H122V264H124ZM248 264H249V263H248Z\"/></svg>","mask_w":264,"mask_h":264}]
</instances>
